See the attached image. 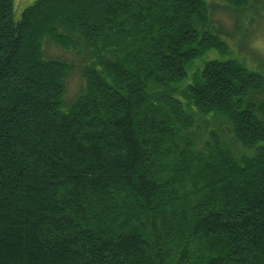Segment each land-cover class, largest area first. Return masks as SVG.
I'll return each mask as SVG.
<instances>
[{
  "label": "trees",
  "instance_id": "trees-1",
  "mask_svg": "<svg viewBox=\"0 0 264 264\" xmlns=\"http://www.w3.org/2000/svg\"><path fill=\"white\" fill-rule=\"evenodd\" d=\"M212 6L0 0V264H264V72Z\"/></svg>",
  "mask_w": 264,
  "mask_h": 264
},
{
  "label": "rangeland",
  "instance_id": "rangeland-1",
  "mask_svg": "<svg viewBox=\"0 0 264 264\" xmlns=\"http://www.w3.org/2000/svg\"><path fill=\"white\" fill-rule=\"evenodd\" d=\"M34 0H15V16L19 18L21 13L25 7L30 5ZM209 4H213L212 9L210 8V12L212 13L213 23L217 25L219 29L224 31L223 35L226 34V40L229 42L231 50L238 54L240 59L242 58L246 65L252 69L259 70L264 72V6L258 8L260 12L259 15H256L253 10L248 11V18L246 17L243 22L245 26V40L248 41L249 49L246 50L241 47V43L237 42L236 37H232L229 35L230 31H234L235 26L234 23V14L235 11H232V7L229 5L227 0H207ZM263 14V15H262ZM262 15V16H261ZM259 18V19H258ZM244 19V18H243ZM236 31L240 33V36L237 35L238 38H241V35L244 34V30L236 27ZM45 53L47 56L51 57H69L72 58L73 55L70 53H66L62 51L58 46L48 42L45 44ZM219 57L226 58L223 56H219L215 52L208 53L204 59ZM241 59V60H242ZM199 65L203 64L202 59L197 60ZM75 74V73H74ZM73 74V75H74ZM70 79L69 83V95H73L78 86L79 81L77 79V75L73 76Z\"/></svg>",
  "mask_w": 264,
  "mask_h": 264
}]
</instances>
